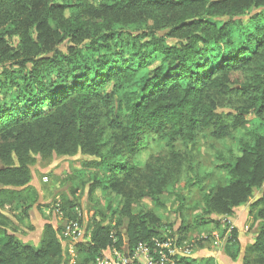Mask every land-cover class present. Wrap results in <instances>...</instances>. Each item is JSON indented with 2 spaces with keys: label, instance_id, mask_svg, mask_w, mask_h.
Wrapping results in <instances>:
<instances>
[{
  "label": "trees",
  "instance_id": "trees-1",
  "mask_svg": "<svg viewBox=\"0 0 264 264\" xmlns=\"http://www.w3.org/2000/svg\"><path fill=\"white\" fill-rule=\"evenodd\" d=\"M0 65L4 207L25 206L36 156L82 154L93 159L85 166L98 170L90 193L121 199L115 225L95 221L90 237L75 244L84 263L111 249L130 258L139 245L154 254L156 243L167 240L183 248L200 231L206 238L197 247L216 239L240 255L233 219L250 205L256 233L242 261L264 264V0H0ZM233 95L237 106L224 113ZM200 134L234 139L238 154L217 167L227 173L222 185L206 190L210 175L193 172L189 184L202 196L196 221H182L177 231L167 224L171 231L163 232L157 212L135 213L133 205L165 207L162 196L181 173L178 147L195 144ZM155 138L169 151L164 166L147 161ZM176 201L181 214L187 198L178 194ZM73 204L65 199L61 212ZM62 258L52 225L36 243L0 227V264ZM172 260L215 264L183 254Z\"/></svg>",
  "mask_w": 264,
  "mask_h": 264
},
{
  "label": "rangeland",
  "instance_id": "rangeland-1",
  "mask_svg": "<svg viewBox=\"0 0 264 264\" xmlns=\"http://www.w3.org/2000/svg\"><path fill=\"white\" fill-rule=\"evenodd\" d=\"M0 65V71H1ZM236 95L227 100V105L222 111L224 113L234 112ZM254 117H250L252 120ZM244 135V131H234L232 136L239 138ZM196 143H188L187 147L181 145L178 150L181 154V173L176 177L177 182L172 189H166V194L162 196L165 204L164 208H158L147 200L133 205L135 213L141 210L157 212L163 218L161 231L170 232L167 224H171L175 231L181 226L182 221L193 225L199 212L194 210V206L201 201V194L190 186L193 172L198 178H204V187L209 190L215 185L224 184L228 177L224 170L217 167L231 161L232 155L238 154L237 143L234 139L216 141L208 135L200 134L196 138ZM148 149L147 161L153 166H164L169 159V151L162 140L155 138ZM231 151V152H230ZM93 159L77 154L74 156H36L35 162L30 166V182L27 191L23 195L25 206L19 203L11 208L4 207L0 203V227L6 229L22 242L36 243L40 240L43 228L50 224L58 231L60 243L63 248V258L61 264H95L84 263L74 255L75 244L86 241L92 232L95 221H100L104 225H115L118 220V206L121 199L112 196L108 198L102 194L101 190L90 193L91 179L93 173L98 170L87 168L85 164ZM146 161V158L144 159ZM191 180V181H190ZM172 193L170 194L169 192ZM185 196L187 201L185 209L178 211L176 195ZM261 196V191H257L256 199ZM65 199L71 200L74 204L67 210L66 215L61 212ZM27 210V213L24 210ZM250 205L241 207L236 211L233 219V226L240 234V255L236 252V247L225 252L224 241L211 240L205 248L196 246L195 241L205 239V233L196 232L190 235V240L184 242L183 250L190 251L189 257L202 259L203 257L217 258V264H235L243 257V250L253 241L256 227L249 217ZM202 234V235H201ZM215 248V250H214ZM126 253L125 251H122ZM236 256V259L234 258ZM238 256V257H237ZM212 257V258H213ZM213 258V259H214ZM234 258V259H233ZM243 264V263H242Z\"/></svg>",
  "mask_w": 264,
  "mask_h": 264
},
{
  "label": "built area",
  "instance_id": "built-area-1",
  "mask_svg": "<svg viewBox=\"0 0 264 264\" xmlns=\"http://www.w3.org/2000/svg\"><path fill=\"white\" fill-rule=\"evenodd\" d=\"M156 249L154 255L148 246L139 245L130 258L120 251L111 249L103 252L95 264H174L173 256L190 254V251L183 248H175L171 240L157 242Z\"/></svg>",
  "mask_w": 264,
  "mask_h": 264
},
{
  "label": "crops",
  "instance_id": "crops-1",
  "mask_svg": "<svg viewBox=\"0 0 264 264\" xmlns=\"http://www.w3.org/2000/svg\"><path fill=\"white\" fill-rule=\"evenodd\" d=\"M218 238V237H217ZM214 250H215V248H214ZM213 257V256H212ZM203 258H205V257H203ZM214 258V257H213ZM214 261H215V264H217V262H218V260H217V258L215 259L214 258ZM239 262H236L235 264H242L243 263V261H242V259L241 260H238Z\"/></svg>",
  "mask_w": 264,
  "mask_h": 264
}]
</instances>
